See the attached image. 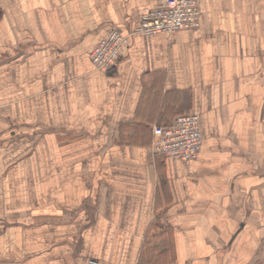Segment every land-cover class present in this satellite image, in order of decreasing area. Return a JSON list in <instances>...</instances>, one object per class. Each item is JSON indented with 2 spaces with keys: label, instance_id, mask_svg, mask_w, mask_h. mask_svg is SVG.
Listing matches in <instances>:
<instances>
[{
  "label": "crops",
  "instance_id": "crops-1",
  "mask_svg": "<svg viewBox=\"0 0 264 264\" xmlns=\"http://www.w3.org/2000/svg\"><path fill=\"white\" fill-rule=\"evenodd\" d=\"M161 0H0V264H264V0L134 32ZM118 29L109 71L90 54ZM200 114L189 161L153 128Z\"/></svg>",
  "mask_w": 264,
  "mask_h": 264
},
{
  "label": "built area",
  "instance_id": "built-area-1",
  "mask_svg": "<svg viewBox=\"0 0 264 264\" xmlns=\"http://www.w3.org/2000/svg\"><path fill=\"white\" fill-rule=\"evenodd\" d=\"M202 9L200 0H161L156 8H145L141 22L134 32L172 33L180 29L200 25ZM129 42V34L113 29L94 47L90 59L98 70L109 71L119 61L123 49ZM155 140L153 150L162 157H177L189 161L199 156L204 133L198 113L182 112L173 121L153 128ZM87 264H99L91 258Z\"/></svg>",
  "mask_w": 264,
  "mask_h": 264
},
{
  "label": "rangeland",
  "instance_id": "rangeland-1",
  "mask_svg": "<svg viewBox=\"0 0 264 264\" xmlns=\"http://www.w3.org/2000/svg\"><path fill=\"white\" fill-rule=\"evenodd\" d=\"M158 157L163 158L162 156H158Z\"/></svg>",
  "mask_w": 264,
  "mask_h": 264
}]
</instances>
